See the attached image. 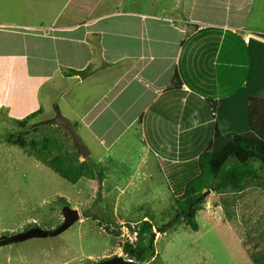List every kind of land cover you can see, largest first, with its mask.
Segmentation results:
<instances>
[{"label":"crops","instance_id":"0c3cea01","mask_svg":"<svg viewBox=\"0 0 264 264\" xmlns=\"http://www.w3.org/2000/svg\"><path fill=\"white\" fill-rule=\"evenodd\" d=\"M235 1L230 8L232 0H225L218 9L232 16L244 10L249 14L258 3ZM196 3L197 0H0V112L19 121L38 111L41 115L37 117H42L59 108L75 131L82 130L104 151L116 154L111 161L120 170L126 166L125 152L123 148L114 150L117 146L131 147V151L137 147L143 154L147 151L149 159L137 162L139 168L133 175L141 176L137 180L147 184L155 183L157 175L166 181L171 178L172 195L178 194L175 188L182 184L176 177L195 174L197 157L191 158L201 129L196 118L198 109L200 118L208 117L206 107L199 108L197 97L185 85L179 92L184 93L180 101L163 95L172 84L182 42L201 28L223 30L213 62L219 103V113L214 117L220 126L227 125L222 111L237 110L247 96L254 95L253 89L242 94L250 70L247 48L264 45V40L257 37L264 34L255 31H251L255 35H245L253 39L245 44L239 35V21H230L228 16L223 21L194 17ZM200 7L206 14L217 10L213 0H205ZM70 71L88 74L81 77ZM236 95L239 98L228 102ZM224 100L227 103L221 104ZM250 102L253 104L254 98ZM101 120L109 126L104 128ZM162 135H168L165 145ZM209 136L211 130L199 141ZM147 140L164 154L153 151ZM190 163H194L193 173L182 174Z\"/></svg>","mask_w":264,"mask_h":264},{"label":"rangeland","instance_id":"374dc122","mask_svg":"<svg viewBox=\"0 0 264 264\" xmlns=\"http://www.w3.org/2000/svg\"><path fill=\"white\" fill-rule=\"evenodd\" d=\"M204 1L197 0L194 17L223 21L228 16L230 21H239L242 41L246 34H264V0H255L260 4L253 5L252 13L244 10L233 13L234 16L218 9L225 0H213L217 10L203 13L200 6ZM235 2H230V8ZM53 113L51 110L19 126L17 120L0 112V240L34 227L55 229L63 221L62 211L66 206L78 213L79 220L56 237L0 246V264H95L115 256L127 260L131 257L123 251V246L133 244L136 239L130 228H136L146 217L152 218L154 254L143 262L133 258L136 264H264V191L253 186L255 183L239 192L208 194L195 214L198 231L194 232L171 208L175 206L171 178L166 181L157 175L155 183L147 184L137 180L141 176L133 175L139 168L137 162L149 159L147 151L145 155L137 147L131 151V147L117 146L114 150L123 148L125 152L126 166L120 170L119 165H112L114 160H111L117 157L114 152L104 151L85 132L76 129L89 151L88 163L96 175L97 172L102 175L100 191L97 178H83L73 185L43 162L28 156L30 146L38 149L47 139L60 146L64 155L74 152L64 129L38 125L52 118ZM60 113L65 115L63 110ZM101 122L104 128L109 126ZM234 123L240 128L246 125L238 117ZM18 140L23 142L24 149L18 147ZM87 158L79 156L77 161L84 162ZM144 170L145 167L141 169ZM145 177H148L146 173ZM128 179H131L129 184ZM175 219L178 221L171 224ZM168 224H171L169 228Z\"/></svg>","mask_w":264,"mask_h":264},{"label":"trees","instance_id":"16d2710c","mask_svg":"<svg viewBox=\"0 0 264 264\" xmlns=\"http://www.w3.org/2000/svg\"><path fill=\"white\" fill-rule=\"evenodd\" d=\"M222 35V29L206 27L197 30L185 39L181 44L180 58L173 75L172 84L163 94L165 97L170 96V98L173 97L180 101L184 93L179 92L182 85H185L190 93L197 97L200 104L199 108L201 106L207 109V119L199 117L200 109L197 112L196 118L201 129L197 131L198 142L194 146L197 148L191 158L197 157L195 168L194 163H190L186 165V170L182 173H193L192 169L194 168L195 174H189V176L187 173V176H181L178 184L182 185L175 188L178 194L181 189V194L174 196L176 208L171 206L175 214L182 217L189 229L194 232L198 231L195 214L201 210L203 203L202 200H196L204 192L210 191L218 194L226 190L239 192L254 183L253 186L264 191V100H261L264 97V73H260L262 70L264 71V45L257 44L259 47L247 48L250 56V70L242 94L253 89L254 95L247 96L245 101L248 103L244 102L241 108L237 110L229 108L222 111V114H225L227 125L222 124L220 126L219 121L214 117L219 113V103H217L213 62ZM257 37L264 40V35ZM68 73L84 77L88 71H70ZM234 98H239V95L229 98L228 102ZM252 98H254L253 104L249 103V99ZM220 103L226 104L227 102L224 100ZM179 108L180 114L183 116V107L180 106ZM150 113L151 110L147 115L149 116ZM38 114L39 112H36L15 123L24 126L28 120H33ZM237 117L240 118L242 124L246 122L245 127H237L238 125L234 123ZM203 125L205 126L203 127ZM207 130H211V136L203 138V141L200 142V136L204 135ZM177 132L178 129L175 128V144L177 143ZM167 136L162 135L164 140L162 145L166 144L165 137ZM147 141L153 151L159 155L164 154L160 149H157L155 143ZM17 143L19 148L24 149L21 140H18ZM159 146L162 147L161 144ZM30 148L31 150L27 152L28 156L43 162L55 174L73 185L83 178L94 180L97 176L102 177L98 172L96 175L88 163V158L84 162L79 163L77 161L79 154L74 145V152L68 155L62 154L63 150L60 146L50 139L43 141L38 149H35V146H30ZM151 219L150 217L148 220L146 217V220L139 223L136 228H130L131 232L136 234V239L133 244L123 246V251L137 262H143L148 256L154 254V234ZM176 221L178 220H173L171 224L176 223ZM171 224L166 227L169 228Z\"/></svg>","mask_w":264,"mask_h":264},{"label":"water","instance_id":"95a60500","mask_svg":"<svg viewBox=\"0 0 264 264\" xmlns=\"http://www.w3.org/2000/svg\"><path fill=\"white\" fill-rule=\"evenodd\" d=\"M48 124L55 125L64 129L69 134L72 143L79 156L83 159L88 157L89 151L84 145L83 141L77 135L73 124L68 119L63 117L58 109H54V116L52 118L38 123V125H48ZM97 183H98V189L100 191L102 189V182L100 176H97ZM210 193H211L210 191L204 192L196 201H201ZM62 218H63L62 223L53 230L46 231L34 227L23 233H18L10 237L2 238L0 240V246L7 245L10 242L17 243L35 238L56 237L64 233L79 220L78 213L67 206L62 211ZM95 264H136V262L133 260V258H129L125 260L123 257L115 256L109 259L99 261Z\"/></svg>","mask_w":264,"mask_h":264},{"label":"built area","instance_id":"2783aa9c","mask_svg":"<svg viewBox=\"0 0 264 264\" xmlns=\"http://www.w3.org/2000/svg\"><path fill=\"white\" fill-rule=\"evenodd\" d=\"M248 38H249V36H246V38L243 39V41H244L245 44H247L249 42Z\"/></svg>","mask_w":264,"mask_h":264}]
</instances>
